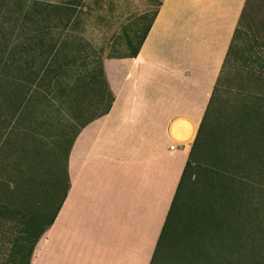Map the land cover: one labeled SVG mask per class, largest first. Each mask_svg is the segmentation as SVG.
I'll use <instances>...</instances> for the list:
<instances>
[{
  "label": "crops",
  "instance_id": "obj_1",
  "mask_svg": "<svg viewBox=\"0 0 264 264\" xmlns=\"http://www.w3.org/2000/svg\"><path fill=\"white\" fill-rule=\"evenodd\" d=\"M245 1L116 0L134 6L132 26H122L127 43L115 45V59L106 47L94 71L88 66L111 98L92 116L77 104L64 159L46 164L35 140L24 138V123L0 141V251L31 250L30 264L151 263L190 150L169 128L177 118L195 126L202 119ZM79 3L108 0H29L21 23L50 21L47 36L87 42L54 32L80 20L71 7ZM74 49L56 50L52 60Z\"/></svg>",
  "mask_w": 264,
  "mask_h": 264
},
{
  "label": "trees",
  "instance_id": "obj_2",
  "mask_svg": "<svg viewBox=\"0 0 264 264\" xmlns=\"http://www.w3.org/2000/svg\"><path fill=\"white\" fill-rule=\"evenodd\" d=\"M27 6V0H0V67ZM239 23L200 121L177 192L167 214L150 264L163 257L164 241L192 188L203 199L198 220L186 230V264H264V82L254 89L246 82L253 60L258 77L264 75V57L251 49L244 53ZM254 71V69H253ZM237 74V80L228 82ZM261 120V122H260ZM209 139L208 141L206 138ZM207 141L210 163L200 166L198 154ZM202 167V168H200ZM201 174L192 179L194 170ZM199 195V194H198ZM31 250L2 253L6 264H30ZM1 255V253H0Z\"/></svg>",
  "mask_w": 264,
  "mask_h": 264
},
{
  "label": "rangeland",
  "instance_id": "obj_3",
  "mask_svg": "<svg viewBox=\"0 0 264 264\" xmlns=\"http://www.w3.org/2000/svg\"><path fill=\"white\" fill-rule=\"evenodd\" d=\"M71 7L81 11L79 18L82 21L72 22L70 27L66 25L68 29L55 25L54 32H74L82 40L86 39L87 42L72 43L68 41L67 43L61 42L60 39L51 35L47 36L46 32H53L52 27L47 26L51 24L50 21L47 22L45 28H42L44 24L39 25L38 22L37 25H34L30 20L23 23L20 21L15 31L19 33L17 37L15 35L13 37L5 64L0 72V141L9 137L8 127L19 126V123H24L23 125L27 130V133L23 132L24 138L30 140L31 143L35 140V145L42 151L40 155L46 157V164H48L47 161L50 162L52 157L59 160L64 159L71 132L68 120L69 118L72 121L75 119L71 115L77 112V104L82 105L80 107L90 109L92 116V114L94 115L106 107L101 98L110 101L111 96L105 92L104 85L98 83L97 78L89 75L88 66L91 64L89 68H93L94 71V67L99 64L98 58L106 47L108 49L107 55L113 57L111 59H115L114 57L117 55L115 45L127 43V38L122 34V26L124 32V28H130L133 23L131 11L134 6L120 5L116 0H108V4L102 6L79 3L72 4ZM242 13L244 16L241 18L239 27L242 32L247 34L245 39L240 42L241 48L244 49L243 54L248 56L253 49L258 50L259 54L264 57V0H246ZM37 17L41 23L42 19ZM85 18L90 19V22L85 21ZM76 23L82 29L85 26L86 30H76L78 27ZM57 29L58 31H56ZM39 32H45V35L42 37ZM101 32L108 34L107 37H103L102 42L100 37L103 34ZM68 46H73L74 51L69 50L71 52L69 53L67 50V53L57 56L60 58L59 61L57 58V61L52 60L56 57V50L68 48ZM80 49L86 53L79 52ZM90 53L92 57L87 59V55ZM69 60L72 62L68 63ZM246 63L242 62L241 59L237 61V64L241 66L245 65L249 68L252 66L251 68L254 69V71L253 69L249 70L246 78L249 87L254 89L259 79L264 82V75L258 77L259 74L255 71L257 67H253L252 64V57L247 59ZM42 65L43 70L39 75V68ZM50 67L51 74H48L47 68ZM78 67L81 68L80 71L77 70ZM236 80L237 74L235 73L229 77L228 82ZM39 84L42 85L39 87ZM49 84L50 86H48ZM87 84H92L91 89L86 87ZM13 88L19 89V91H13ZM99 98L102 103L99 102ZM20 100H23L24 105L22 104V110H16L18 105L12 101L19 103ZM6 104L8 107L5 109ZM42 114L47 117L39 119ZM76 119L80 120L79 123L83 121V118L81 120L76 117ZM200 121L195 120L197 131ZM207 137L206 140L208 141L209 134ZM36 140H38L39 145ZM207 141L198 154L200 166L210 163ZM192 143L193 141L189 142L188 149H191ZM200 168L193 171L192 179L195 178L197 172L201 174ZM192 187L189 189L190 191L184 200L185 203L177 215L172 233L164 241L163 257L156 256L154 264H186V260L183 258L186 230L190 231L197 225L199 218L197 204L199 205L200 200L203 199L202 195L199 199L201 191L198 192ZM0 253V264H6V257L2 253L8 252L0 251Z\"/></svg>",
  "mask_w": 264,
  "mask_h": 264
},
{
  "label": "water",
  "instance_id": "obj_4",
  "mask_svg": "<svg viewBox=\"0 0 264 264\" xmlns=\"http://www.w3.org/2000/svg\"><path fill=\"white\" fill-rule=\"evenodd\" d=\"M173 140L179 143H188L195 139L197 129L195 124L188 118L175 119L169 128Z\"/></svg>",
  "mask_w": 264,
  "mask_h": 264
}]
</instances>
